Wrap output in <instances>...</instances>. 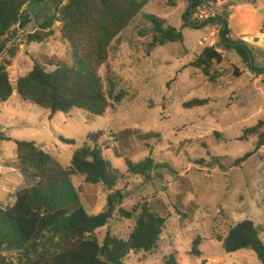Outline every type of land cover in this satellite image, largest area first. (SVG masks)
I'll return each instance as SVG.
<instances>
[{"label":"rangeland","instance_id":"obj_1","mask_svg":"<svg viewBox=\"0 0 264 264\" xmlns=\"http://www.w3.org/2000/svg\"><path fill=\"white\" fill-rule=\"evenodd\" d=\"M253 1L255 6L233 2L229 17L238 14L244 17L241 26L264 34V0ZM64 3L56 0L53 4ZM188 7L189 0H150L114 41L107 65L126 97L104 115L93 117L72 110L51 116L22 101L15 91L0 103V206H11L16 193L34 183L17 169L15 141L35 142L62 168H68L87 137L101 132L99 145L119 177L113 192H121L122 203L109 205L104 188L72 177L90 215L111 214L107 226L95 233L99 244L107 234L127 240L135 220L121 217L120 211L135 209L137 216L146 206L165 217V225L153 250L131 251L123 264H164L169 257L177 264H259L253 252L227 254L222 244L229 230L242 221H251L264 243V146L256 150L259 135L264 133V53L252 51L251 68L234 51L221 46L219 27H185L183 16ZM53 13L51 8L43 9L36 21L48 22ZM146 15L181 30L183 45L151 49L152 25ZM60 28L54 24L49 30L52 36L28 44V36L38 29L32 21L23 28L15 26L0 39V60L14 55L7 69L14 88L35 64L52 72L55 65L50 61L71 62L70 47L61 39ZM206 47L216 48L223 57L207 75L191 66ZM99 75L105 77L104 69ZM194 100L205 104L184 108ZM260 123L257 133L246 132ZM246 153L254 154L235 166ZM146 158L166 163L170 170L151 172L148 178L129 173L127 160L136 164ZM10 253L2 252L7 262L18 264Z\"/></svg>","mask_w":264,"mask_h":264},{"label":"trees","instance_id":"obj_2","mask_svg":"<svg viewBox=\"0 0 264 264\" xmlns=\"http://www.w3.org/2000/svg\"><path fill=\"white\" fill-rule=\"evenodd\" d=\"M45 1L0 0V39L15 26L23 28L34 21L38 29L28 36L27 43H42L53 35L49 30L59 22L61 39L70 47L71 62L50 61L51 65H55L52 72L35 64L26 76L17 80L14 88L7 72L14 56L10 53L8 58L0 60V103L7 102L15 91L22 101L48 111L51 116L72 110H83L93 117L104 115L107 109L118 105L126 97L124 91L118 90L119 81L107 65L111 45L150 0H65L63 5L54 7L55 12L48 22L38 23L36 17L40 13L34 18L29 13ZM236 1L254 4L253 0H225L220 15L198 29L219 27L221 46L234 51L240 60L250 66L248 54H252L251 49L232 45L239 41L230 38L228 9L233 8ZM196 4L197 0H189V7L183 16L187 28L191 27L189 9ZM145 18L152 25L151 49L173 43L183 45L181 30L164 26L153 15H146ZM222 60L216 48L206 47L191 66L207 75L211 67ZM101 69L105 71L104 78L99 75ZM204 104L205 101L194 100L184 104V108ZM261 124L246 132L257 133ZM101 136V132L89 135L82 147L73 153L68 168H62L35 142L15 141L17 169L34 180L30 187L16 193L11 206H0V247L8 245L15 248L10 254L16 256L18 264H123L129 252H150L156 247L166 218L146 206L140 209L137 216L135 209L120 211L121 217L135 220L127 240L107 234L99 244L95 236L97 230L107 226L111 214L101 212L90 215L81 203V189L74 186L72 177L83 178L85 185L104 188L109 193V205L121 204L124 198L120 191L113 192L119 177L103 156L99 145ZM61 141L73 143L66 139ZM262 146L264 133L259 135L256 150ZM253 154L246 153L235 161V166L244 163ZM126 166L130 174L144 178H148L151 172L170 170L168 164L157 163L151 158L136 164L127 160ZM222 247L227 254L251 251L259 264H264V243L259 229L251 221H242L232 227ZM0 264H10L2 253ZM164 264L177 262L169 257Z\"/></svg>","mask_w":264,"mask_h":264},{"label":"crops","instance_id":"obj_3","mask_svg":"<svg viewBox=\"0 0 264 264\" xmlns=\"http://www.w3.org/2000/svg\"><path fill=\"white\" fill-rule=\"evenodd\" d=\"M256 1L254 2V6ZM261 11H264V2L262 5ZM258 9H254L253 13H258ZM246 17L249 19L251 15L247 14ZM244 20V17L241 18L240 15L233 13L229 17V29H230V38L232 40L242 41L248 49H251L253 52L264 53V34L260 30L248 31L245 25H240ZM252 42H256L253 44Z\"/></svg>","mask_w":264,"mask_h":264},{"label":"built area","instance_id":"obj_4","mask_svg":"<svg viewBox=\"0 0 264 264\" xmlns=\"http://www.w3.org/2000/svg\"><path fill=\"white\" fill-rule=\"evenodd\" d=\"M225 0H197V4L192 7L189 21L192 24L208 23L215 20L220 15V8ZM61 27L59 22L55 23ZM19 28V25H17ZM23 32V31H22Z\"/></svg>","mask_w":264,"mask_h":264},{"label":"water","instance_id":"obj_5","mask_svg":"<svg viewBox=\"0 0 264 264\" xmlns=\"http://www.w3.org/2000/svg\"><path fill=\"white\" fill-rule=\"evenodd\" d=\"M46 8H51V9H53V12H55V8H54V4H53V0H47V1H45V2H42L40 5H39V7H38V10L35 12V13H29L30 15H31V17H35L38 13H40L43 9H46ZM192 13V8H190L189 9V14H191ZM27 14V13H26ZM189 24L191 25V27L192 28H194V29H198V28H200V27H202L204 24L203 23H199V24H196V25H193L190 21H189ZM232 45H235V46H237V45H239V46H243V47H245V44H244V42H242V41H239V42H237V43H234V44H232ZM249 55V65H250V67L252 68V65H253V59H252V56L250 55V54H248ZM15 250V248H11V247H9L8 245H2L1 247H0V253H2V252H4V251H6V252H12V251H14Z\"/></svg>","mask_w":264,"mask_h":264}]
</instances>
